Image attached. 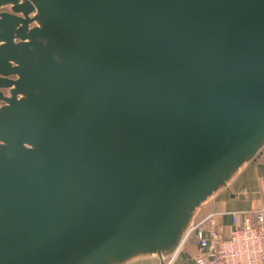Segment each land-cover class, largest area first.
I'll use <instances>...</instances> for the list:
<instances>
[{
	"label": "water",
	"instance_id": "water-1",
	"mask_svg": "<svg viewBox=\"0 0 264 264\" xmlns=\"http://www.w3.org/2000/svg\"><path fill=\"white\" fill-rule=\"evenodd\" d=\"M4 5L0 264L173 256L264 148V0Z\"/></svg>",
	"mask_w": 264,
	"mask_h": 264
},
{
	"label": "built area",
	"instance_id": "built-area-1",
	"mask_svg": "<svg viewBox=\"0 0 264 264\" xmlns=\"http://www.w3.org/2000/svg\"><path fill=\"white\" fill-rule=\"evenodd\" d=\"M220 216L219 212L208 213L194 222L185 235L180 247L189 240L195 242L197 253L193 263L264 264V209L232 212V224L226 234L218 221ZM173 258L174 255L166 264H172Z\"/></svg>",
	"mask_w": 264,
	"mask_h": 264
},
{
	"label": "crops",
	"instance_id": "crops-1",
	"mask_svg": "<svg viewBox=\"0 0 264 264\" xmlns=\"http://www.w3.org/2000/svg\"><path fill=\"white\" fill-rule=\"evenodd\" d=\"M264 209V148L258 158L248 162L225 187L214 194L196 213L194 222L211 212H219L218 221L226 234L232 224V212L251 213ZM241 220V216L238 217ZM197 248L194 241L185 243L174 254L172 264H194L192 258ZM139 257L126 264H166L169 259Z\"/></svg>",
	"mask_w": 264,
	"mask_h": 264
},
{
	"label": "flooded vegetation",
	"instance_id": "flooded-vegetation-1",
	"mask_svg": "<svg viewBox=\"0 0 264 264\" xmlns=\"http://www.w3.org/2000/svg\"><path fill=\"white\" fill-rule=\"evenodd\" d=\"M0 13H9V14H13V15H17L21 17V14L19 13H15L12 11L11 6L9 5H4L0 7ZM24 17V16H23ZM29 17H31V15H29ZM34 25V23H29L28 26L32 27ZM9 78H14L13 76H10ZM6 89L3 90L4 93H6ZM2 104V102H0V105Z\"/></svg>",
	"mask_w": 264,
	"mask_h": 264
},
{
	"label": "trees",
	"instance_id": "trees-1",
	"mask_svg": "<svg viewBox=\"0 0 264 264\" xmlns=\"http://www.w3.org/2000/svg\"><path fill=\"white\" fill-rule=\"evenodd\" d=\"M262 150H263V149H262ZM259 155H260V154H259ZM259 155H258L256 158H258V157H259ZM189 241H191V240H189ZM189 241H188V242H189Z\"/></svg>",
	"mask_w": 264,
	"mask_h": 264
}]
</instances>
